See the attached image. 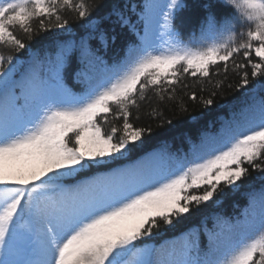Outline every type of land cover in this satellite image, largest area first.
<instances>
[{
    "label": "snow or ice",
    "instance_id": "6c2138e0",
    "mask_svg": "<svg viewBox=\"0 0 264 264\" xmlns=\"http://www.w3.org/2000/svg\"><path fill=\"white\" fill-rule=\"evenodd\" d=\"M222 3L234 15L218 20L209 0L200 24L203 39L190 46L174 24L176 12L186 7L182 0H143L142 35L118 5L105 17H93L101 5L86 0H0V264H264V206L259 221L248 222L244 236L223 251L214 236L206 252L189 240L158 261L150 259L153 250L137 247L159 231L160 222L174 227V218L211 200L222 183L239 187L248 175L245 164L264 172V81L258 79L264 77V0ZM66 10L84 21L83 35L72 34ZM112 16L140 40L115 65L92 45L98 40L107 48L109 37L100 24ZM237 24L248 27L237 33ZM17 29L29 39L52 29L65 35L23 63L17 53L29 45ZM237 54L247 64L234 61ZM73 62L79 92L68 84L66 70ZM230 62L243 70L237 89H246L250 98L241 114L258 109L257 123L164 178L141 172L140 162L116 166L150 132L129 121L130 109L139 108L149 89L161 101L165 93L172 99L183 75L209 78L213 67L222 63L226 73ZM249 66L257 80L251 89L244 70ZM190 99H197L194 92ZM109 114L123 118L119 135L115 126L107 132L102 127Z\"/></svg>",
    "mask_w": 264,
    "mask_h": 264
},
{
    "label": "trees",
    "instance_id": "16d2710c",
    "mask_svg": "<svg viewBox=\"0 0 264 264\" xmlns=\"http://www.w3.org/2000/svg\"><path fill=\"white\" fill-rule=\"evenodd\" d=\"M186 5L175 14L174 24L181 33V39L190 46L195 42L202 41L200 24L203 21L207 10L203 7L209 0H182ZM217 19L221 20L224 16L234 15V8L224 6L222 0H211ZM89 5L99 4V8L92 12L93 17H105L114 6H120L131 19L135 29L143 34L144 24L140 17V8L143 0H86ZM70 24L72 34L80 36L84 34L81 25L84 21L79 20L75 13L65 11L63 13ZM33 27L38 29V22L33 21ZM100 27L109 37L108 46L104 48L98 40H93L94 48L99 49L98 54L109 64L115 65L120 62L129 49V46L138 47L140 40L133 30L128 26H121L115 16L108 19H102ZM247 25H236L237 33L245 31ZM17 35L29 48L17 53L23 63H27L28 57L33 51L41 53L50 50L53 38H62L64 30L52 29L48 32H38L31 39L17 29ZM115 37L114 40L111 38ZM241 37L238 36V40ZM210 42V41H207ZM233 60L237 63L247 61L242 54L234 55ZM78 67L73 64L66 70L68 84L74 92L82 90L81 85L74 84L72 73ZM217 70L218 74H217ZM244 70L249 72L250 83L248 89H251L257 80L251 77L250 66ZM94 72L103 76L99 69H93ZM243 70L235 69L230 62L228 71L225 73L223 64H218L210 70L209 78L192 77L183 75L180 83L175 85V91L171 93L172 99H168L169 93H165V99L160 100L152 89H149L143 102H139V108H132L129 121L134 127H143L150 129L143 136V143L135 147L129 154L128 159L122 163H135L145 153L153 151L151 154L154 159L149 165V169L156 171H175L181 166L191 165L194 161L207 157L213 151L224 146L229 135L245 131L248 126L259 121V111L256 108L248 110L241 114V109L249 101L245 95L246 89H237L240 82V73ZM264 81V77L258 78ZM195 93L196 100L190 99V94ZM216 93L215 96H212ZM264 95V93H261ZM212 98L214 103L205 107L203 99ZM115 112V109H114ZM154 112L156 113L154 115ZM108 123L103 124L105 132L115 126L118 129L117 135L122 132L123 118L115 119L109 114ZM171 121V123H168ZM260 161H257L259 163ZM175 164L177 166H175ZM248 168V175L241 181H238L239 187L235 185L228 187L223 183L220 185L217 193L207 202L202 203L198 208L193 205L191 211L179 218H174V227L165 226L160 222V229L154 230L151 238L145 237L138 241L139 245L159 244L164 238L183 232L191 227L197 228L202 232L203 243L200 245L201 252L207 251V241L210 236L217 234L221 225L226 228L247 219H256L258 213L255 212L252 217L248 214L256 211L252 209L254 193L264 187V172L253 170L252 166L245 164ZM106 170V169H102ZM108 170V169H107ZM94 173V172H93ZM201 189H192L191 193H202ZM249 197V198H248ZM142 242V243H141Z\"/></svg>",
    "mask_w": 264,
    "mask_h": 264
},
{
    "label": "rangeland",
    "instance_id": "374dc122",
    "mask_svg": "<svg viewBox=\"0 0 264 264\" xmlns=\"http://www.w3.org/2000/svg\"><path fill=\"white\" fill-rule=\"evenodd\" d=\"M162 178V177H157ZM180 249V246L168 243L167 245L165 244L163 248L159 249L156 253V255L152 258L153 261H158L165 259L169 256V254L175 253Z\"/></svg>",
    "mask_w": 264,
    "mask_h": 264
}]
</instances>
